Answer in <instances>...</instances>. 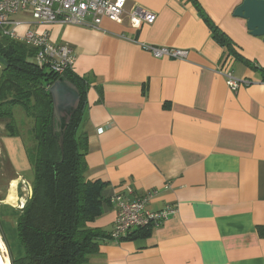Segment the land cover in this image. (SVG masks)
<instances>
[{"label": "crops", "instance_id": "1", "mask_svg": "<svg viewBox=\"0 0 264 264\" xmlns=\"http://www.w3.org/2000/svg\"><path fill=\"white\" fill-rule=\"evenodd\" d=\"M193 1L125 0L120 19L98 28L18 17L19 33L45 32L71 47L72 73L87 81L85 178L104 183L105 200L90 226L112 231L116 195L156 192L148 210L176 208L149 237L100 241L91 264H264V81L253 69L264 68V43L232 16L242 0ZM133 6L154 14L153 23L132 28ZM139 44L188 55L156 59ZM217 69L251 84L232 92ZM30 172L21 138L5 136L0 123L3 218L24 206Z\"/></svg>", "mask_w": 264, "mask_h": 264}, {"label": "trees", "instance_id": "2", "mask_svg": "<svg viewBox=\"0 0 264 264\" xmlns=\"http://www.w3.org/2000/svg\"><path fill=\"white\" fill-rule=\"evenodd\" d=\"M193 4L199 6L195 0ZM214 33L223 43V35L217 30ZM0 56L6 62L0 70V123L5 136L22 139L32 173L30 195L16 220L17 239L24 255H10V264H91V257L99 253L100 241L110 240L111 232L90 226L104 213L105 200L101 194L104 183L85 178L88 142L80 125L87 81L70 69L57 76L36 65L32 48L6 37L0 40ZM253 69L264 81V68ZM59 77L74 85L80 97L65 129L62 149L48 91ZM16 107L30 121L24 132L23 123L14 117ZM0 183L2 197L6 183ZM153 229V225H147L118 241L149 237ZM0 234L10 254L1 230Z\"/></svg>", "mask_w": 264, "mask_h": 264}, {"label": "built area", "instance_id": "3", "mask_svg": "<svg viewBox=\"0 0 264 264\" xmlns=\"http://www.w3.org/2000/svg\"><path fill=\"white\" fill-rule=\"evenodd\" d=\"M125 0H0V31L3 37L21 42L34 50V63L45 67L57 76L66 70H72L75 56L71 47L56 45L49 39L47 33H35L26 29L19 33L17 29L23 25L18 17L27 15L38 24H86L98 28L106 19L116 22L124 12ZM130 26L138 29L142 24H151L155 15L139 6H133L129 13ZM123 39L137 43L122 36ZM143 51L156 59L185 60L188 51L169 48L138 45ZM1 70V65H0ZM225 79L230 91L236 92L240 87L251 84L250 80L239 79L230 72L221 69L215 71ZM156 192L126 201L116 195L112 202L116 206V218L111 231V239L118 241L132 231L153 225L159 227L168 217L176 213V208L167 206L158 211H150L147 205Z\"/></svg>", "mask_w": 264, "mask_h": 264}, {"label": "water", "instance_id": "4", "mask_svg": "<svg viewBox=\"0 0 264 264\" xmlns=\"http://www.w3.org/2000/svg\"><path fill=\"white\" fill-rule=\"evenodd\" d=\"M232 16L245 21L249 35L261 38L264 43V0H242L233 10ZM0 65H6L1 56ZM48 91L52 97L55 129L59 135V146L62 149L65 129L80 103L79 92L64 77H59Z\"/></svg>", "mask_w": 264, "mask_h": 264}, {"label": "rangeland", "instance_id": "5", "mask_svg": "<svg viewBox=\"0 0 264 264\" xmlns=\"http://www.w3.org/2000/svg\"><path fill=\"white\" fill-rule=\"evenodd\" d=\"M2 34L0 31V40L2 39ZM14 117L17 120L18 123H23L22 125V131L24 132L30 124L29 119H27L21 108L16 107L14 108ZM22 140V139H21ZM25 179H32V174L30 172L29 173H25ZM27 197V196H26ZM12 200V196L10 195L8 197V201L11 202ZM4 208L0 207V230L1 232L4 234L6 241H7V245L10 249V254L9 251L7 250V247L4 245L5 250H6V254L5 256H10L12 255L14 258H20L24 255L23 249L21 247V245L18 242L17 239V232H16V220L18 217V211L17 212H13V213H9V217H4L2 215V212L4 213ZM7 213V212H6ZM1 235V234H0ZM10 262V259H9Z\"/></svg>", "mask_w": 264, "mask_h": 264}, {"label": "bare ground", "instance_id": "6", "mask_svg": "<svg viewBox=\"0 0 264 264\" xmlns=\"http://www.w3.org/2000/svg\"><path fill=\"white\" fill-rule=\"evenodd\" d=\"M5 247L1 241V238H0V264H8V258L4 255L1 254V252H5Z\"/></svg>", "mask_w": 264, "mask_h": 264}]
</instances>
